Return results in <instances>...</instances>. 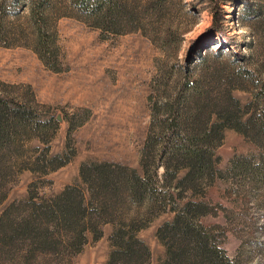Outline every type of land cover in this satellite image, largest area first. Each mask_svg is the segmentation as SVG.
<instances>
[{
	"label": "rangeland",
	"instance_id": "1",
	"mask_svg": "<svg viewBox=\"0 0 264 264\" xmlns=\"http://www.w3.org/2000/svg\"><path fill=\"white\" fill-rule=\"evenodd\" d=\"M43 1L53 39L45 55L30 12ZM83 1L88 7L96 0ZM111 1L136 13L137 22L99 29L81 12V0H0V95L27 102L34 120L43 123L40 132L21 136L24 155L68 160L45 175L18 173L0 213L36 191L45 199L66 187L85 191L83 165L107 163L141 174L152 110L189 78L213 99L230 86L240 107L235 124L251 125L242 126L246 135L222 132L211 180L179 206H196L197 223L232 264H264V136L254 132L264 125V20L244 11L246 4L264 13V0H216L224 38L210 30V0ZM173 218L171 212L155 215L135 234L149 249V264L165 261L156 234ZM113 230L101 226L97 241L87 233L82 251L60 264H107Z\"/></svg>",
	"mask_w": 264,
	"mask_h": 264
},
{
	"label": "trees",
	"instance_id": "2",
	"mask_svg": "<svg viewBox=\"0 0 264 264\" xmlns=\"http://www.w3.org/2000/svg\"><path fill=\"white\" fill-rule=\"evenodd\" d=\"M210 1V30L222 35L223 10L216 0ZM45 2L31 6L30 11L43 55L53 42L46 32ZM85 6L81 0V12L90 15L99 29L132 26L138 20L136 13L111 0H96ZM245 6V13L263 15L264 20L260 8ZM241 74L247 77L248 72ZM239 109L230 86L223 96L213 99L200 91V81L185 79L176 92L152 110L153 132L141 153V174L107 163L87 164L80 168L85 191L66 187L50 199L40 197L36 191L29 193L26 200L4 207L0 213V264H36L41 257L50 258L43 260L45 264H60L82 251L87 233H92L94 241L101 239L103 225L114 228L107 264H149V249L135 234L155 215L166 212L174 213V218L156 234L165 247L163 264H232L210 233L197 223L196 206L186 203L180 207L179 202L187 193L196 194L211 180L222 132L233 129L246 135L242 126H248L250 120L236 125ZM42 125L34 120L33 108L27 102L0 95V205L18 173L45 175L68 162H58L59 157L33 160L24 155L21 136L40 132L38 127ZM254 132L264 136V125L255 127Z\"/></svg>",
	"mask_w": 264,
	"mask_h": 264
}]
</instances>
